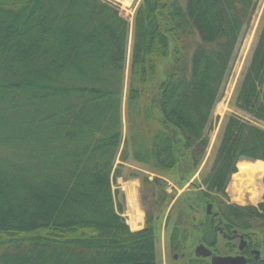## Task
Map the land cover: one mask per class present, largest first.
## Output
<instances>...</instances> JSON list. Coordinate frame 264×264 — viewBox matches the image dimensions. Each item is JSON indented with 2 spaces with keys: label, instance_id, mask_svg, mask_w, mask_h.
I'll list each match as a JSON object with an SVG mask.
<instances>
[{
  "label": "trees",
  "instance_id": "1",
  "mask_svg": "<svg viewBox=\"0 0 264 264\" xmlns=\"http://www.w3.org/2000/svg\"><path fill=\"white\" fill-rule=\"evenodd\" d=\"M254 9L255 0H142L125 88L130 24L113 4L0 0V264H157L153 214L132 231L113 190L116 160L127 158L123 106L135 161L182 178L195 171ZM169 57L146 99L156 61ZM236 106L264 121V22ZM241 158L264 161V129L232 115L191 207L224 197ZM218 202L226 229L263 253L251 264H264V202Z\"/></svg>",
  "mask_w": 264,
  "mask_h": 264
},
{
  "label": "rangeland",
  "instance_id": "2",
  "mask_svg": "<svg viewBox=\"0 0 264 264\" xmlns=\"http://www.w3.org/2000/svg\"><path fill=\"white\" fill-rule=\"evenodd\" d=\"M104 1L113 4L130 24L124 77L125 88H127L133 44L134 15L142 0ZM127 1L128 3H126ZM263 22L264 0H255V9L251 23L240 35L229 69L222 82L217 102L205 128L208 145L202 162L195 171L186 174L184 178L175 170L164 172L156 171L150 166L138 163L133 159L128 141L129 129L126 123L125 108L123 106V141L126 140L128 144L127 158L125 161H121L119 158L116 160L115 165L120 175L113 182V190L116 192V201L123 207V216L132 231L142 230L145 227L147 214H153L155 258L157 264H186L185 262L188 254L190 253L192 256L193 249L198 244L197 239H199L200 236L199 224L203 221L204 214L203 210H196L195 207H191V204L199 200L202 196L199 193L205 190L202 180L211 170L227 119L235 115L264 129V121L254 119L236 106V97L243 76L249 66L252 52L257 43ZM170 60L171 57L156 61L155 78L146 88V99H149L157 92L160 81L162 82L164 80L165 73L170 67ZM143 129L145 130V127ZM259 161L264 163L261 160L253 161L247 158H241L237 162V171L233 173L229 179L225 189V196H214L215 198L213 197V199H211L213 211L217 210L219 199H223L229 204L240 206H257L259 203L264 202V169L260 175L251 174L249 170L241 171L239 169L240 164L249 166ZM161 183L165 184L163 187L166 188L169 193L166 195L163 194L160 200L158 192L160 191ZM190 217H194L191 224L195 223L196 231H190V237L185 243L181 240L183 249L178 251L177 258L174 259V255L170 253L169 243L170 241L171 243L173 242L174 235L178 239L177 233L180 235L181 233H187L189 231L188 228L191 224L188 225L187 222L183 224L182 222L186 219L189 221ZM134 218L138 219L136 220L137 222H134ZM132 222H134V226ZM251 225L252 228H250V233L255 234L254 236L256 239L260 240L263 234L262 230L260 228H255L254 223ZM255 225L259 226L260 222L259 224L255 223ZM174 228L175 231H177L176 233H174ZM232 236L233 234L229 236V241L226 242L228 244L227 251L221 252V247L218 249L216 246L213 251L219 250V252H217H221L222 255L239 254L238 240L230 241ZM221 238L220 236L218 237L219 246L225 242ZM181 252L186 253L185 259H182L183 253ZM262 256L263 253L260 252V257Z\"/></svg>",
  "mask_w": 264,
  "mask_h": 264
},
{
  "label": "flooded vegetation",
  "instance_id": "3",
  "mask_svg": "<svg viewBox=\"0 0 264 264\" xmlns=\"http://www.w3.org/2000/svg\"><path fill=\"white\" fill-rule=\"evenodd\" d=\"M163 186H165V184L161 183L160 184V191L158 192L160 194V200L161 197L163 196V194H167L169 193V191L166 190V188H164ZM209 205L211 206L210 209H208ZM196 209V207H195ZM194 209V210H195ZM202 210H203V221H201V223L199 224V228H200V236L198 240V244L194 247L193 249V254L192 256L190 255V253L188 254V257L186 259V264H212L211 259L214 255L216 256H229L228 254H221L222 251H227V247L228 244L226 242L229 241V236L233 234V232L235 231L234 229H230V232L226 229V223L217 215L216 211H213V207L210 203H207L206 201H203V206H202ZM194 217H190L189 221L186 219L185 221H183L182 223L185 224L187 222V224H191V221H193ZM209 220V222H208ZM190 227L188 228V232H184L181 233L180 235L177 233V237L174 235V239L173 242L169 243V248L171 250L170 253H172L174 256L173 258L176 259L177 258V253L178 251L181 249H183L181 240L185 243L187 241V239L190 237V231H196V226L195 223H192L191 225H189ZM213 229V231H211V229ZM177 231H175L174 228V233H176ZM236 238L231 239L230 241H235L238 240V244L240 243V234H236ZM220 236L221 239H223L225 242H223V244H221L219 246V242H218V237ZM222 240V241H223ZM172 244V245H171ZM200 244H203L204 246H206L211 252V256L209 257H203L200 256L198 254H196V248L197 246H199ZM217 247L219 249V247H221V252H219V250L213 251L215 248ZM248 247V240L246 239V245L244 247L243 250H239V254L236 255H231V256H244L246 259L249 260L248 264H251V262L256 259V254H252V250H254V245L250 248ZM239 248V245H238ZM256 249V247H255ZM218 251V252H217ZM182 254V259L186 258V253L185 252H181ZM260 255V254H259ZM191 256V257H189ZM193 257V258H192ZM162 264V263H161ZM175 264V263H174Z\"/></svg>",
  "mask_w": 264,
  "mask_h": 264
},
{
  "label": "water",
  "instance_id": "4",
  "mask_svg": "<svg viewBox=\"0 0 264 264\" xmlns=\"http://www.w3.org/2000/svg\"><path fill=\"white\" fill-rule=\"evenodd\" d=\"M210 205L208 209H210ZM236 237V231H234L232 238ZM240 244H239V250H243L246 242L243 240V236H240ZM196 254L203 256V257H209L211 256L212 252L205 247L204 245H199L196 248ZM252 254H256V259L259 258L260 251L258 250H252ZM212 264H247L249 262L248 259H246L244 256H216L214 255L211 259Z\"/></svg>",
  "mask_w": 264,
  "mask_h": 264
},
{
  "label": "bare ground",
  "instance_id": "5",
  "mask_svg": "<svg viewBox=\"0 0 264 264\" xmlns=\"http://www.w3.org/2000/svg\"><path fill=\"white\" fill-rule=\"evenodd\" d=\"M126 3H128V1ZM239 169L241 171H246V170L248 171L249 170V172L251 174L253 173L254 175H260L263 172L264 163H262V162L259 161V162H256L255 164L249 165V166L248 165H245V164H240L239 165ZM134 220H135L134 222H137L136 220H138V219L134 218ZM134 222H132V225L133 226H134Z\"/></svg>",
  "mask_w": 264,
  "mask_h": 264
}]
</instances>
